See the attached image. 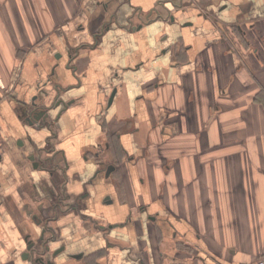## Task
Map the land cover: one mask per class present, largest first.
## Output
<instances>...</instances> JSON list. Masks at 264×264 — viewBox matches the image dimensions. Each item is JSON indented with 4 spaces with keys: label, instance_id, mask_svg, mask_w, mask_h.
I'll return each instance as SVG.
<instances>
[{
    "label": "crops",
    "instance_id": "0c3cea01",
    "mask_svg": "<svg viewBox=\"0 0 264 264\" xmlns=\"http://www.w3.org/2000/svg\"><path fill=\"white\" fill-rule=\"evenodd\" d=\"M0 81V264L264 252V0H0Z\"/></svg>",
    "mask_w": 264,
    "mask_h": 264
},
{
    "label": "water",
    "instance_id": "95a60500",
    "mask_svg": "<svg viewBox=\"0 0 264 264\" xmlns=\"http://www.w3.org/2000/svg\"><path fill=\"white\" fill-rule=\"evenodd\" d=\"M44 108H46L44 106ZM28 117V120L30 123L34 122V119H42L45 120L47 117V111L45 109H42V111H32L30 115H28V112L25 113ZM32 243H29L28 247H31Z\"/></svg>",
    "mask_w": 264,
    "mask_h": 264
},
{
    "label": "built area",
    "instance_id": "2783aa9c",
    "mask_svg": "<svg viewBox=\"0 0 264 264\" xmlns=\"http://www.w3.org/2000/svg\"><path fill=\"white\" fill-rule=\"evenodd\" d=\"M251 264H264V252Z\"/></svg>",
    "mask_w": 264,
    "mask_h": 264
},
{
    "label": "flooded vegetation",
    "instance_id": "af4514ba",
    "mask_svg": "<svg viewBox=\"0 0 264 264\" xmlns=\"http://www.w3.org/2000/svg\"><path fill=\"white\" fill-rule=\"evenodd\" d=\"M41 258V257H40ZM39 257H37L36 259H35V261L37 262V261H41V259H40Z\"/></svg>",
    "mask_w": 264,
    "mask_h": 264
}]
</instances>
